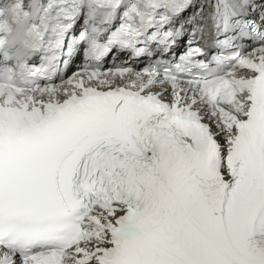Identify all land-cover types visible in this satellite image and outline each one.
<instances>
[{"label":"snow or ice","instance_id":"6c2138e0","mask_svg":"<svg viewBox=\"0 0 264 264\" xmlns=\"http://www.w3.org/2000/svg\"><path fill=\"white\" fill-rule=\"evenodd\" d=\"M0 264H264V0H0Z\"/></svg>","mask_w":264,"mask_h":264}]
</instances>
